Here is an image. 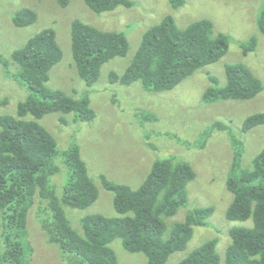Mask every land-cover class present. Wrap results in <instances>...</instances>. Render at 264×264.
<instances>
[{
	"label": "trees",
	"instance_id": "trees-1",
	"mask_svg": "<svg viewBox=\"0 0 264 264\" xmlns=\"http://www.w3.org/2000/svg\"><path fill=\"white\" fill-rule=\"evenodd\" d=\"M63 7L70 0H57ZM97 13L119 6L134 7V0H86ZM174 8L186 0H170ZM38 13L29 7L14 16L17 26H29ZM258 27L264 34V6ZM231 37L216 31L208 18L180 27L169 14L149 28L123 74L111 72L112 82H141L145 89L165 91L175 88L199 69L221 60L230 49ZM257 38L242 43L244 53L254 51ZM72 48L75 65L88 85L95 84L103 66L118 56H126L130 42L124 31L102 30L80 19L72 22ZM57 31L46 28L12 54L18 77L29 87L30 95L18 106L17 114H0V213L3 220L0 264H29L31 245L25 239L29 215H35L48 239L62 250L67 264H123L111 243L121 238L131 253L142 252L147 264H166L177 251L185 250L196 226H207L214 206L196 207L185 220L168 219L188 205V185L196 178L194 167L174 157L158 159L139 188L117 183L102 175L104 187L114 193L117 215L87 214L82 218L83 231L73 227L66 207L86 209L99 198L100 189L90 175L81 147L74 143L61 152L58 141L41 120L53 112L74 114V119L93 121L96 110L88 94L76 98L48 82L52 68L63 58ZM8 64L11 61L8 60ZM227 82L220 84L210 74L211 84L203 94L207 103L220 100H248L264 90L262 80L243 62L226 64ZM66 122V120H63ZM264 124V112L244 121L242 132ZM224 125L215 123V127ZM240 141V140H239ZM237 139L235 154L227 179L233 201L227 218L235 221L253 219L252 226H233L224 264H264V148L250 168L242 166L244 143ZM62 157L68 179L60 196L52 182L61 171ZM217 238L194 249L178 264H221ZM30 246V247H29ZM32 248V247H31Z\"/></svg>",
	"mask_w": 264,
	"mask_h": 264
},
{
	"label": "rangeland",
	"instance_id": "rangeland-1",
	"mask_svg": "<svg viewBox=\"0 0 264 264\" xmlns=\"http://www.w3.org/2000/svg\"><path fill=\"white\" fill-rule=\"evenodd\" d=\"M132 8L119 6L115 10L97 13L86 0H70L63 7L57 0H0V114H17L18 106L30 95L28 85L18 77V66L12 61L15 50L23 47L31 37L46 28L57 31L63 58L51 70L48 85L80 98L90 97L97 112L93 121L75 120L74 114L53 112L41 123L58 141L64 152L71 144H78L89 172L100 189L98 200L86 209L66 207L67 215L79 231L87 214L117 215L114 193L107 190L102 175L117 183L139 188L158 159L174 157L190 163L196 178L189 183V202L169 223L185 220L187 212L196 207L214 206L207 226H196L195 234L185 250L175 252L166 264H178L194 249L209 239L217 238L218 251L225 263L226 251L232 241L229 230L233 226H252L253 219L235 221L227 218L233 193L227 179L235 154L234 140L244 143L242 166L250 168L253 159L264 148V124L249 132H242L246 118L264 112V90L248 100H220L207 103L203 94L211 84L210 74L226 84V64L243 62L262 80L264 85V34L258 27L259 13L264 0H186L174 8L170 0H134ZM29 7L38 13L29 26H17L15 14ZM172 14L180 27L195 20L208 18L216 31L231 37L229 52L218 62L207 65L173 89L151 91L141 82L122 84L112 82L111 72L123 74L132 62L145 32ZM80 19L102 30L124 31L130 42L126 56L107 62L99 80L88 85L75 65L72 48V22ZM257 38L254 51L244 53L242 43ZM8 60L11 64H8ZM66 120V122H63ZM224 125L213 128L215 123ZM239 141V142H240ZM241 143V142H240ZM62 157L57 162L61 171L52 182L62 196L68 179V168ZM34 206L29 215L25 239L30 247L29 264H67L60 247L51 243L38 222ZM3 220L0 213V251ZM111 246L123 264H147V256L131 253L121 238Z\"/></svg>",
	"mask_w": 264,
	"mask_h": 264
}]
</instances>
